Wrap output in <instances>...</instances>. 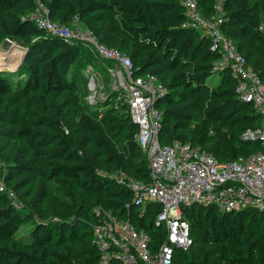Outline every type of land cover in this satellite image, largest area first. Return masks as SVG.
Returning <instances> with one entry per match:
<instances>
[{"label": "trees", "instance_id": "1", "mask_svg": "<svg viewBox=\"0 0 264 264\" xmlns=\"http://www.w3.org/2000/svg\"><path fill=\"white\" fill-rule=\"evenodd\" d=\"M41 1L53 22H78L129 57L138 76L166 87L155 103L162 145L201 147L223 164L264 153L259 140L243 138L259 130L261 115L238 97L229 72L208 82L220 54L185 26L177 0ZM197 2L205 18L222 13V33L264 83V0ZM36 7L0 0V44L20 40L27 51L13 69L0 67V264H98L97 210L149 234L155 251L167 235L157 222L162 207L136 206L130 187L151 181L140 128L117 94L87 101L83 69L100 60L82 43L39 29L31 20ZM182 214L193 245L175 249L172 264H264L263 209L231 213L194 203Z\"/></svg>", "mask_w": 264, "mask_h": 264}, {"label": "built area", "instance_id": "2", "mask_svg": "<svg viewBox=\"0 0 264 264\" xmlns=\"http://www.w3.org/2000/svg\"><path fill=\"white\" fill-rule=\"evenodd\" d=\"M35 1L37 7L31 20L39 29L69 42L82 43L98 60L110 63L106 70L117 94V104L122 101L138 124L137 141L151 170L149 183H130L134 203L141 209L150 203L162 207L157 222L166 225L167 235L155 251L150 247L152 239L149 234L137 231L129 221L97 210L99 221L93 228L94 244L100 252L98 264H172L175 249L187 250L193 245L190 224L183 218L182 208L194 203L216 205L220 211L231 213L250 207L264 210V153L223 164L201 147L180 142L162 145V114L155 103L166 93V87L153 75L138 76L129 57L99 43L94 34L78 22L73 26L53 22L42 1ZM177 1L186 11L185 26L209 37L211 50L220 54L212 72H229L237 81L238 97L252 103L261 115L259 130L247 132L243 138L259 140L264 146L263 81L235 44L222 33L221 12L205 18L197 0ZM4 189L0 183V191ZM7 192L15 197L12 191Z\"/></svg>", "mask_w": 264, "mask_h": 264}, {"label": "rangeland", "instance_id": "3", "mask_svg": "<svg viewBox=\"0 0 264 264\" xmlns=\"http://www.w3.org/2000/svg\"><path fill=\"white\" fill-rule=\"evenodd\" d=\"M0 48V51L3 53V59L7 62V65H9L5 66V68L13 69L16 65L20 64L25 52V45L22 41L13 40L6 50L3 49L4 44H0ZM101 63V61H96L83 69L82 78L86 79L88 89H90V86L94 89L87 98L89 102L97 99L103 100L111 95L115 96L116 94L112 88V80L109 72L104 69ZM220 78V74H214L208 82L217 85L220 82ZM120 103H122V101H120ZM26 232L27 229L22 227L19 234L23 235Z\"/></svg>", "mask_w": 264, "mask_h": 264}, {"label": "crops", "instance_id": "4", "mask_svg": "<svg viewBox=\"0 0 264 264\" xmlns=\"http://www.w3.org/2000/svg\"><path fill=\"white\" fill-rule=\"evenodd\" d=\"M4 50H6L5 48H3ZM0 50H1V48H0ZM4 57H3V53L0 51V64L1 63H3V64H5V66H9V65H7V62L3 59ZM9 62V61H8ZM17 63V62H16ZM95 81V80H94ZM94 89H93V87H91L90 86V91L92 92Z\"/></svg>", "mask_w": 264, "mask_h": 264}, {"label": "water", "instance_id": "5", "mask_svg": "<svg viewBox=\"0 0 264 264\" xmlns=\"http://www.w3.org/2000/svg\"><path fill=\"white\" fill-rule=\"evenodd\" d=\"M11 42H12V40H8V41L4 44V48L7 49V47L9 46V44H11ZM26 53H27V51L24 52V55H23V57H22V61H23V58H24V56H25ZM4 66H5V64H1L0 67H4Z\"/></svg>", "mask_w": 264, "mask_h": 264}]
</instances>
